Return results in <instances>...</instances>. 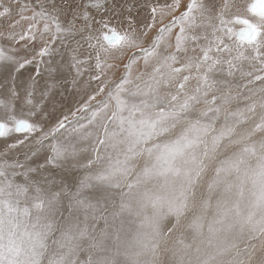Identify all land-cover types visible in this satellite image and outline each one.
<instances>
[{"label":"rangeland","instance_id":"rangeland-1","mask_svg":"<svg viewBox=\"0 0 264 264\" xmlns=\"http://www.w3.org/2000/svg\"><path fill=\"white\" fill-rule=\"evenodd\" d=\"M46 2L45 0H40V3L43 4L42 10H45L43 6L44 4L46 5ZM247 2L248 0L236 7L231 15H227L230 19V24L228 25L230 29L238 28L235 22H231V17L238 14L245 15L249 20L252 19L254 23H258L259 25L264 23V21H259L257 18L258 16L264 19V16L251 11ZM56 3H58V0H56ZM5 4H7V0H5ZM13 9L16 10L15 4L12 5ZM14 18L15 14L13 15ZM4 23L5 20H0V29H2ZM165 27H167L165 28L167 31L165 37L170 42L174 38L173 34H178L175 30L179 29L169 30L168 24ZM207 31L209 32L208 29ZM69 32L73 33V35L69 36H74L73 31ZM0 41L5 43L2 39ZM169 42L167 41V43ZM203 42L204 40H202L201 44ZM238 42L243 43L244 47L247 46L240 39H238ZM261 42L264 44V41ZM117 43L111 45V49L105 52L106 55L103 54V59L105 60L104 71L101 73L102 84L95 87L92 83L96 81H91L92 90H87L86 92L88 99L81 97V91L76 92L77 98L73 100H71V97L68 98L69 106H79L80 110L88 105L87 108L80 113L76 112V115L68 112L65 113L67 109L60 112L62 114L60 120L68 116L69 120L76 119L79 121V124L76 126L77 130L75 132L69 129L51 142L52 144H57L61 149L59 159L52 161V153L48 143L41 145L35 141H30L26 144L20 142V139L27 138H15L16 141L14 139L11 140L5 149L0 150V171L8 173L13 178L15 182L14 186L22 192L20 193L21 199L30 190L33 192L27 194L29 201H41L48 204L46 205L45 203V208H47L40 217L46 241L43 251L33 259L30 256L31 245H24V248H21L19 244L10 240L7 230H5V235L0 237V264H35V260H38V264H251V259H254L253 255L258 259L255 264H264V213L261 211L264 209V180L261 177V175L264 176V154H262L264 152L262 151L264 149V137H262V135L264 136V81H260V77L256 80L258 82V90L241 91L234 89V92L231 87L221 89L220 87L212 86L209 87L210 91L201 90L203 95L200 100H197V96L192 93L191 96L195 97V99L188 98L184 100L186 102L183 101L186 105H189L188 107L196 106L197 104L211 105L214 101H209V97L214 94H216V100H222L220 109H217L215 113L217 120L213 119L216 122L210 127L205 121L203 122L205 115L191 119L189 113L185 112V109L189 108L182 107L178 101L175 102L176 90H152L154 92V99L147 97L146 104L142 103L144 105L141 109L137 110L135 109L136 107L134 108L133 103H128L125 98L131 92L137 94L144 91L131 90L134 80L131 65L133 66L134 58L132 55L129 56V54H131L130 49L138 47L139 44L134 42V47H128L129 49H127L124 48L126 46L125 43H122L119 47L114 46ZM5 49L7 50V47ZM246 49L249 51L251 49L253 53L255 44L254 46L246 47ZM241 51L243 52V57L238 55ZM260 52L264 55V46L259 49ZM139 53L137 52V54ZM142 55L143 52L136 57L137 61L144 59ZM211 55H215V53ZM259 56L261 57V54ZM244 58H248L249 60L251 57L245 56L244 50L238 48L232 60V64L237 66L238 71L241 70L239 66H248L246 63L244 65L241 62ZM250 60L253 62V59ZM262 61L260 60L259 63H264ZM249 65H251L250 62ZM200 66L203 79L199 80L200 83L197 82L202 88L210 86V75H218L221 79L226 77L229 82H232L236 75L232 67L231 75L233 77L227 74L211 72L207 64ZM225 68L227 70L228 66L225 65ZM194 78L195 80L199 78L198 73ZM242 80L243 77L240 76V80H237L236 83H241ZM38 87L40 88L41 85ZM50 90L55 89L52 88ZM110 91L111 95L109 96L108 93ZM199 91L192 90L194 93ZM231 92L232 94H230ZM89 93L91 96H89ZM226 93L228 96H225L227 95ZM15 95L16 93L10 94L12 97ZM99 100H103L102 103L94 112L87 115L86 113L90 111V107L95 106ZM170 102L176 112L169 109L165 111L163 109L166 106L170 108L168 105ZM123 106L129 109L131 114L130 116H125V121H123L121 111ZM145 109H154V112L149 116V112L148 114L144 112ZM162 109L164 111L160 113L159 110ZM100 111H104V119L95 118V115ZM210 111L209 106L208 113ZM158 115L160 116L158 117ZM85 116L84 123L82 117ZM30 117L28 116L26 119L32 122ZM180 117L184 118L182 125L184 124L189 129V131H185L182 134L180 140L173 142L171 139L162 142L156 141V143L153 141L157 138L163 139L174 128V125L168 126L162 133L155 136L153 131H155L154 128L159 122L161 123L164 119H179ZM199 117L203 118L200 119ZM234 117L237 118L234 121L236 126H230L228 121ZM57 122L51 123L54 126L50 130L43 129V134L52 132ZM90 125L91 127L88 128ZM34 126L40 128L38 123H34ZM49 126L51 125L49 124ZM82 130L89 131L90 135L88 138L92 137V139L79 137L78 135L82 134ZM181 131H184V129ZM116 133L124 136L122 142ZM198 136L200 137L198 138ZM255 136H258L259 140ZM230 138L232 139L230 140ZM200 145L202 156L204 157L203 163H208V169L209 163L211 164L212 162H209L205 158L214 157V162L211 165L216 170L213 171L211 176H207L209 170H201L200 164L202 161L194 158L193 150L197 149V146ZM219 146L220 148H218ZM225 146L230 149L228 157L225 156L228 153L224 151ZM107 148H109L110 154L106 153ZM119 150H122L121 157ZM171 154H173L174 159L163 161V165H156L171 156ZM178 156L180 157V161L185 159L188 165L182 168ZM61 158L69 160L78 159L79 166L62 164L60 162ZM176 161H179V163L175 166L174 162ZM104 162H109L106 165L107 168L104 167ZM13 167L19 169V171L12 173L14 171ZM59 167L63 168L62 172H67L68 176L62 173L55 175L56 172L61 171ZM159 167L163 169L158 171ZM224 167L229 168L228 172L230 175L220 177L218 173H224ZM108 168L110 169L108 170ZM88 169L90 171H87ZM34 170L35 172H33ZM203 171H206V176L202 174ZM259 171L263 174H259ZM254 172L257 176L253 175ZM250 173H253L252 176H249L251 175ZM37 174H43L48 183L44 182L42 185L41 183L34 185L31 183V186L24 183L28 181L30 176L33 177ZM84 175L86 176L82 177ZM258 175L262 181L258 180ZM156 177L158 179L167 178L168 182L171 181V189L180 197L179 205H174L173 202H171V205H168L169 203L164 200L161 201L160 197H156L155 199L152 196L151 199H148L147 194L149 193L147 192L155 193L157 189V187L154 188V186H157L156 181L158 179ZM22 179H24V184H22ZM51 180H54V184H50ZM65 180L68 181L66 182ZM202 180H206L210 184L206 186ZM68 185L71 191L68 189ZM173 185L174 187L178 186V190ZM37 186L40 188H37ZM146 186L147 188H145ZM140 187H144V189ZM24 188H26V191ZM66 189L67 191L65 192ZM99 189L100 192L96 191ZM138 191H140V194L137 193ZM260 191L261 194L259 193ZM198 194L199 197L197 196ZM261 196L262 198H260ZM82 199L84 200L82 201ZM240 199L244 201L241 202ZM85 200L92 206L91 211H85ZM61 201L64 202L60 203ZM135 201L148 203L146 207L147 213L143 212V210H139V212L138 210H134L132 203ZM156 202L160 203L157 204ZM162 203H167L163 206L164 208L162 207ZM72 211H75V213L73 214ZM76 211H81L82 213H78L77 215ZM140 211L142 214H140ZM68 212L72 215L67 214ZM133 213L137 215V223L131 222L132 218L130 219L129 215ZM153 213H157V215L155 214L156 217L152 215ZM169 220L170 223H168ZM80 221H83L81 227L78 224ZM177 224L188 225L185 235H183V230H179ZM98 225L101 226L100 229ZM212 228H214V231H212ZM79 229L81 230L78 232ZM130 230H133L131 233L132 237L129 233ZM93 233H96L94 246L90 240V237H93ZM146 235L149 237H146ZM204 240H206V243ZM25 249H28V251H25ZM248 260H250V263H248Z\"/></svg>","mask_w":264,"mask_h":264},{"label":"bare ground","instance_id":"bare-ground-1","mask_svg":"<svg viewBox=\"0 0 264 264\" xmlns=\"http://www.w3.org/2000/svg\"><path fill=\"white\" fill-rule=\"evenodd\" d=\"M45 1H47L46 2V5H49V4L53 3L52 0H45ZM246 1L247 0H230V3L234 4V6L230 9V11L226 15H228V16L231 15L234 12V10H235L236 7L244 4ZM253 1H255V0H252V2L249 4V9L250 10H251V6H252ZM121 2H122V0H121ZM188 2H189V0H180V5H181L180 6V9H179V11L175 12L174 15L179 16L180 13L184 11V5H187ZM206 2H207V0H206ZM215 2L218 5H223L224 2H225V0H215ZM7 3H8V0H7ZM58 4H60L63 8H65V10H68V8H69V5L66 2V0H58ZM41 5H43V4H41ZM114 7H115V11L112 14L117 15L121 11V8L118 7V6H114ZM15 11L16 10L13 9V14H15ZM160 12H161V14L158 15V18H157L154 26L151 28V30H149L147 32L146 35L139 36V37H136V38H133V39H127V40H124V41H121L120 38L117 37V40H118V38H119V40H118V43L116 45H114V46H118L119 47L122 43H125L126 46L124 48L129 49L128 47H131V48L134 47V42H136V43L139 44L138 47L133 48L132 50L130 49L131 54H129L130 52L128 53L129 56L132 55V57L134 59H136V57H137V52H145L146 53V59H144L143 60V63H142L143 66L141 64H135V63H133V66H132V70L131 71H132V74L134 76V80H133V84L131 85V90H139L138 87L136 86V83H135L136 81H138L137 78H136L138 75H144L147 79H149V81L152 80L150 85L149 84H143L141 86V88L144 90L143 92H139L137 94L135 92H131L128 95V97L125 98V99L127 100L128 103H130V104L133 103L134 108L136 107L135 109L138 110V109H141V107L144 105L142 103H145L146 104L147 97L154 99V92L152 90H167V89L176 90L177 91V94H175V97H176V98H174L175 99V102L178 101V103L182 107L189 108V109H185V112H188L189 113V116H190L191 119L198 118V116H200V115H202V116L205 115L204 118L202 117L203 118V122L205 121L207 123V125L210 127L217 120L215 113H216L217 109H220L221 101L222 100L221 99H217L216 100V94H214V95H210V97H209L210 98L209 101L210 100H213L214 101L211 105L210 104L207 105V104L200 103L202 105L197 104L196 106H192V107H188L189 105H186L184 103L186 101H184V100H187L188 98H191V99L194 98L195 99V97L191 96L192 93H193V95L195 94V96H197V100H200V99H202V95H203L201 93V90L202 91H205V90L210 91L209 90L210 89L209 87H212V86L220 87L221 89H223V88L224 89H227V88H230L231 87L233 90L234 89H237V90H241V91L242 90H246L247 88H251L250 90H258V88H257V83L258 82H256V80L260 77V79H261L260 81H264V65H263L264 63H262V64L259 63L260 60H263L264 61V55L260 52V54H261V57H260L259 56L260 54L257 56L256 51H254L252 53L253 48H252V50L250 49V51L246 49V47H249L250 44L252 46H254V43H252V42L255 41L254 38H255V36H256V34L258 32V29L256 28L257 24L256 23H251V21L245 15H243V14L233 15V17H236L235 24L238 25V29L240 28L239 26L245 27V25H246L248 27L251 24L250 27L253 29V32H255L254 38L250 42L247 41V40H244V39H240L241 42H247L246 43L247 46L246 47H243L242 49L244 50L245 56L251 57L250 59H253V62H251L250 59L248 60V58L247 59L244 58L243 60H241V62H243V64L246 63L248 66L247 65H246L247 67L239 66L241 68L240 71H238L236 65L231 64V67L234 69V71L236 73L235 78H234V80H232V82H229L228 81V78L226 79V77L225 78L223 77L221 79L218 75H214L213 74V76L210 75V77H211L210 86H207V88L206 87L202 88L199 85V83H200L199 80L203 79V76L201 74V66L200 65H206L207 64V62L203 59L205 53L202 52L201 49H200V47H197L196 44L191 43V42H183L182 41V35L183 34L180 33L179 26L175 27V28H177L179 30H175V28H171L172 31L175 30L176 33H178V34H173V37L174 38L171 39V41L169 42V40L165 37V34L167 32L166 29H165L167 27H165V26L168 24V26L170 27V23L169 22L171 20V16H168L166 14H163V10H160ZM261 16H264V14L261 15ZM11 19H13V17L10 18L9 20H5V23L6 24L4 23V25H2V29H0V39H2V40L5 41V43L3 41H0V120L26 119V117L31 116L30 119H31V121H32L31 123L33 125H34V123H38L39 124V127L41 129H45L46 128V129L50 130L54 126V124H51V123L52 122L59 121L60 118L62 117V114L60 113V112H62V110L67 109L65 111V113L66 112L70 113L71 110L74 111L73 107L72 106H69L68 98L71 97V100H73L74 98H77L76 92L81 91V97L82 98H85V99H88V97H86L87 90H92V87L93 86L96 87V86L100 85V83L102 82V78H99L98 80H95L96 82L95 83H92V85H93L92 87L90 85L91 84V82H90L89 83V86L87 88H84L82 90L81 85L83 84V81L84 80H87L89 78V74L88 73H85L83 79L81 80V82H79V77L76 75V69H74V62H73L74 59H73V56H74V52L77 51V50H81V52H85V50H87L88 52H90L91 49H89L88 48V45L86 43H84L85 42L84 36L79 35L78 32H74V36H69V35H73V33L72 32H68L67 33L68 35H65V36L60 37V39H58L56 41V43H55L54 46H50L49 54L47 56L43 57V59L41 60L39 58V51H40V49L42 47L41 43L39 41H37V43L34 44V45L30 41L29 42H24V43H18V38L20 37V34L23 31L22 29L25 27V25L24 24L17 23V25L15 27H12L11 26V23H10V20ZM213 23H216V21H213ZM68 28H69V31H71V26H68ZM162 28H163V31H161ZM208 30L210 32V29L209 28H208ZM201 31H204V29H202V28H197L196 29V32L197 33L201 32ZM163 37H165V38H163ZM154 38H156V39L154 40ZM167 41L169 43H167ZM201 42H202V40L199 41V44L200 45H203L205 43V41L203 42V44H201ZM6 47H7V50L5 49ZM70 47H74V51L71 50ZM249 62H250L251 65H249ZM195 65H198V71H197V73H198L199 78L197 80L193 79L194 76L192 74V72L194 71ZM262 66H263V68H262ZM233 69H231V70H233ZM93 74H95V73H93ZM240 76L243 77L242 82L241 83H236L237 80H240ZM204 80H206V79H204ZM39 85H41L40 88L38 87ZM238 85H239V87L237 88ZM52 88H54L55 90H50ZM115 88H114V90H116ZM192 90H194V91L195 90L196 91L197 90H200V91L194 93V92H192ZM234 92H235V90H234ZM11 93H16V95L12 97V96H10ZM230 94H232V92ZM89 96H91V95H89ZM225 96H228V94L225 95ZM102 101L103 100L97 101V104L95 106H91L90 107V111L88 113H86V114L87 115H90V113L94 112V110L102 103ZM199 102H197V103H199ZM191 103H192V100H191ZM208 103H211V102H208ZM238 103H240V102H238ZM168 105H169L170 108H168V106L166 108H163L165 111H167V109L175 111L174 108H173V106L171 105V102ZM209 106H210L211 111H213V112L210 111V113H208ZM194 107H196V108L198 107V108L197 109H190V108H194ZM159 108H155V109L158 110ZM75 109H77V108H75ZM163 109L162 110H159V112L160 113H161V111L163 112L164 111ZM263 109H261V110L263 111ZM121 111H122V115H123V121H125V116L127 117V116H130L131 115L130 114V110L129 109H126L123 106L121 108ZM144 112L147 113V114L149 112L148 115L151 116L152 115V112H154V109H151V110L145 109ZM155 116H157V115H155ZM159 116L160 115H158V117ZM104 117H105L104 111H100L98 114L95 115V118L96 119H101V118L104 119ZM202 118H200V119H202ZM84 119H86V116L85 117H82V120L85 123V120ZM213 119H216V120H213ZM231 119H229L228 123L233 124V126H236V124L234 123V121H236L237 118L234 117V118H231ZM152 120H153V118H152ZM164 120L161 123L159 122V124H157L155 126V128H154L155 131H153V134L155 136H157V134L162 133L163 130L166 127H168V126L174 125V128L163 139L157 138L156 140H153L155 143H156V141L162 142V141H165V140L167 141V140H171V139H172L173 142H176V141H178V140L181 139L182 134L185 131H189V129L184 124L182 125V121L184 120V118H182V117H180L179 119L173 118V119H169V120H165V121ZM186 122H188V121H186ZM199 122H201V121H199ZM49 124L51 126H49ZM90 127H91V125L88 126V128H90ZM182 129H184V131H181ZM89 135H90L89 131L82 130V134H79L78 136L79 137L88 138ZM116 135H117L118 138H120V141L122 142L124 136L122 134L119 135L118 133H116ZM209 135H210V133H209ZM119 136H121V137H119ZM200 136L202 138V135L201 134H200ZM200 136H198V138ZM262 137H264V136L262 135ZM15 138H17V137L13 136L11 138H8V137H6V138H0V150L5 149L6 148V145L11 140H13V139L15 140ZM255 138H257V140H259L258 136H255ZM88 139H92V137L91 138H88ZM231 139L232 138H230V140ZM153 141H152V143H153ZM262 141H263V138H262ZM254 143H256V142H254ZM183 144H185V143H183ZM218 148H220V146ZM232 148H234V147H232ZM221 149H222V147H221ZM149 150H150V148H149ZM229 150L230 149L227 148L226 146L224 147V151L225 152H228L227 154H225L226 157H228L230 155V153H229L230 151ZM217 151H219V150H217ZM262 151H264V149ZM109 152H110V150H109V148H107L106 153L107 154H110ZM181 152H184V151H181ZM119 154H120V157H121L122 150H119ZM193 154L195 155L194 158L195 159L197 158L196 160L202 161V163L200 164L201 170H203V169H205L206 171L209 170L207 176H211L212 173H213V171L216 170L215 167H213L211 165L214 162V157L205 158L206 160L208 159L209 162L210 161L212 162L211 164L209 163V169H208L207 168V164L208 163L207 164H204L203 163L204 162V157L202 156L201 145L200 146H197V149L193 150ZM262 154H264V152ZM133 156H134V154H133ZM37 157H39V156H37ZM178 158H179V161H180V157L179 156H178ZM220 158L221 159H224L223 157H220ZM171 159H174L173 154H171V156H169L168 158H165L164 160H162L161 161L162 163L160 162V163H157L156 165H163V161H165V160L168 161V160H171ZM142 161H144V160H142ZM179 161L174 162L175 166L179 163ZM60 162L62 164H65V165L79 166L78 165V159H76V160H69L67 158H61L60 159ZM16 164H18V163H16ZM107 164H109V162H104V167L105 168H107L106 167ZM138 164H135V165H138ZM180 164H181V167L182 168L185 165H188V163H186V160L185 159H182L180 161ZM15 167H13L14 171L12 173H16V171L17 172L19 171V169L15 168ZM59 168H60L61 171L60 172H56L55 175H59V173H62L64 175L68 176V173L67 172H62V169L63 168H61V167H59ZM257 168H258V166H257ZM109 169L110 168H108V170ZM161 169H163V168L162 167H159L158 168V171L161 170ZM223 170H224V173H220V172L218 173V175L220 177H222V176H229L230 175L229 172H228L229 168H225L224 167ZM87 171H90V169H88ZM188 171H190V170H188ZM206 171L205 172L204 171L202 172V174L204 176H206V174H205ZM260 171L258 173L259 174H263ZM33 172H35V170ZM252 174L249 175V176H252ZM71 175L73 176L74 174H71ZM253 175H256L255 172H254ZM49 176H52V175H49ZM74 176H77V175H74ZM85 176L86 175H84L82 177H85ZM258 177H259V179H258L259 181H262V179L264 180V178H263L264 176L263 175H261L262 179H261V177L259 175H258ZM166 179L159 178L157 181L155 179V181L157 182V186H154V188L157 187V189H156V191L154 189L155 193L147 192V193H149V194H147L148 195V199L149 198L151 199L152 196L155 199H156V197H160L161 201L162 200L167 201L169 203L168 205H171V202H173L174 205H176V204L179 205L180 204V201H179L180 200V197H179V195L177 193L174 192L173 189H171V187H172V184L170 183L171 181L168 182ZM54 180H51L50 181V184L53 183ZM21 181H22V184L26 183L29 186H31L30 185L31 183L33 185L34 184H40V183L42 185V183H44V182L45 183H48V182H46V179L44 178L43 174H41V175L37 174V175H34L33 177L30 176L28 178V181L27 182H24V179H22ZM202 181H204V184L206 186L210 184L206 180H202ZM66 182H63V183H66ZM60 183L62 184V182H60ZM263 184H264V182H263ZM196 185H197V183H196ZM45 186H46V184H45ZM57 186H59V185H57ZM61 186H64V185H61ZM200 186H202V185H200ZM258 186H259V184H258ZM103 187H104V185H103ZM173 187H174V185H173ZM175 187H176V190H178L179 187L178 186H175ZM37 188H40V187L37 186ZM140 188L141 189L142 188L144 189V187H140ZM145 188H147V186ZM24 189L26 191V188H24ZM34 189H36V188H34ZM59 189H60V187H59ZM68 189L71 191L70 186L68 187ZM66 191H67V189L65 190V192ZM96 191L100 192V189L99 190H96ZM234 191H236V190H234ZM261 191L259 192L260 194H261ZM32 192L29 190L28 193L27 192H24V193L30 194ZM37 192H38V189H37ZM45 192H46V189H45ZM139 192L140 191H138L137 193L140 194ZM20 193H22V192H20ZM142 193H144V192H142ZM142 193H141V195H142ZM262 193H263V191H262ZM182 194H181V196H182ZM256 194L258 195V193H256ZM48 195H50V194H48ZM101 195H102V193H101ZM94 196L96 197V195H94ZM197 196L199 197V194ZM258 196H260V195H258ZM258 196H257V198H258ZM263 196H264V194H263ZM58 197H60V196H58ZM62 197H63V195H62ZM71 198H72V195H71ZM260 198H262V196ZM39 199H40V197H39ZM99 199H100V196H99ZM65 200H67V199H65ZM83 200L84 199H82V201ZM97 200H98V198H97ZM197 200H199V199H197ZM45 201H46V199H45ZM243 201L244 200H241V202H243ZM62 202H64V201H61L60 203H62ZM70 202H71V200H70ZM78 202H79V200H78ZM65 203H67V202H65ZM159 203H157V204H159ZM67 204H71V203H67ZM132 204H133V209L134 210H138V212H139V210H143V212L147 213L146 207L148 206V203L146 204L145 202L135 201ZM165 204H167V203H165ZM165 204L162 203V207ZM46 205H48V204L46 203ZM156 208H158V207H156ZM256 210H258V209H256ZM263 210H261V211L264 213ZM81 211H83V210H81ZM81 211L80 212H77L76 211V214L78 215V213H82ZM66 212H67V210H66ZM72 212H73V214L75 213V211H72ZM180 212H182V211H180ZM88 213H90V212H88ZM127 213H129V212H127ZM157 213H155V214L157 215ZM67 214H71V213L68 212ZM140 214H142L141 211H140ZM155 214L153 213L152 215L156 217ZM67 216H69V215H67ZM129 216H130V219L132 218L131 219V222L132 223H137L138 218H137L136 213H133L132 215H129ZM261 218H262V216H261ZM263 219H264V217H263ZM156 221H157V219H156ZM82 222L83 221L78 222V224H79L80 227H81ZM168 223H170V220H169ZM177 226L179 227V230H183L184 231V234L183 235H185L186 230L188 228V225H185L184 226V225H181V224H177ZM71 228H70V230H71ZM151 228H152V226H151ZM212 229L211 230L214 231V228H212ZM80 230L81 229H79L78 232ZM132 231L133 230H130L129 231L130 235H131ZM134 231H136V230H134ZM70 234H71V232H70ZM131 237H132V235H131ZM146 237H149V236L146 235ZM154 237H155V235H154ZM181 237H182V235H181ZM152 238H153V236H152ZM185 239H187V238H185ZM259 239H262V238H259ZM179 240L181 241L182 239H179ZM129 241H132V240H129ZM200 241H202V240H200ZM204 241L206 243V240H204ZM167 243H168V241H167ZM207 244H208V242H207ZM209 244H210V242H209ZM25 245L26 246H29V244H25ZM167 250H168V247H167ZM172 250H173V248H172ZM203 254H204V252H203ZM210 255H211V253H210ZM210 255L208 254V256H210ZM254 256L255 255H253V258L254 259H251V264H255L258 261V259L256 257H254ZM121 259H122V257H121ZM248 263H250V260H248Z\"/></svg>","mask_w":264,"mask_h":264},{"label":"snow or ice","instance_id":"snow-or-ice-1","mask_svg":"<svg viewBox=\"0 0 264 264\" xmlns=\"http://www.w3.org/2000/svg\"><path fill=\"white\" fill-rule=\"evenodd\" d=\"M66 2L69 5L68 10L56 3V0L44 5L45 10H42L40 0H8L7 4L5 0H0V20H9L13 17L12 5L15 4V18L10 20L11 26L15 27L17 23L25 25L18 43L30 41L34 45L39 41L42 45L39 51L41 60L49 54L50 46H54L60 37L69 32V25L71 31L84 36V43L91 51L77 50L73 56L79 82L85 73L89 74V78L81 85L82 90L87 88L91 81L100 78L104 71L103 54L111 49L112 41L117 37L124 41L146 35L161 14L160 10H163V14L171 16L169 30L179 26L180 33L183 34L182 41L196 44L205 53L203 59L211 72L231 75L233 55L238 48L244 47L243 43L238 42L239 29L228 27L230 19L226 14L234 6L230 0H225L223 5H218L215 0L207 2L189 0L179 16L174 13L180 9V0H122V2L66 0ZM114 6L121 8L117 15L112 14L115 11ZM235 20L236 17H231L232 23ZM258 27L264 28V23ZM197 28L204 31L197 33ZM208 28L211 29L210 33L207 31ZM201 40L205 41L203 45L199 44ZM252 43L255 44L254 51L258 56L259 49L264 44L259 39ZM251 46L250 44L249 47ZM212 53L215 55H211ZM238 55L243 57V52H239ZM225 65L228 66L227 70ZM75 111H79V106ZM78 124V120H69V117L65 116L57 122L52 132L43 134V129L34 126L27 119L0 120V138L15 136L27 138L20 139V142L25 144L30 141L41 145L48 143L52 153L51 159L55 161L60 158L61 149L51 142L69 129L75 132ZM14 184L8 173L0 171V237H3L7 230L10 240L19 244L21 248H24L25 244H30V256L35 259L43 251L46 243L40 219L45 211V203L29 201L27 194L21 199L20 190ZM84 204L85 211H91L92 206L87 200ZM98 228L101 226L98 225ZM95 234L90 237L93 246ZM35 264H38V260H35Z\"/></svg>","mask_w":264,"mask_h":264},{"label":"crops","instance_id":"crops-1","mask_svg":"<svg viewBox=\"0 0 264 264\" xmlns=\"http://www.w3.org/2000/svg\"><path fill=\"white\" fill-rule=\"evenodd\" d=\"M252 2V0H248V2H247V5H248V3L250 4ZM254 2V1H253ZM253 4V3H252ZM249 6V5H248ZM257 18L259 19V21H264V19L263 18H261V17H258L257 16ZM246 21V20H245ZM250 21H251V23H254L253 21H252V19H250ZM259 21H257V22H259ZM243 23V22H242ZM257 24V26H256V28L258 29V32H257V34H256V36H255V38H254V36H253V38H254V40L255 41H257V39H259L260 41H264V29L262 28V27H258V23H256ZM242 28H244V27H242ZM241 27L239 28V30L240 29H242ZM247 28V27H246ZM252 38V39H253ZM118 40H119V38H118ZM118 40L116 41V42H113L112 44H115V43H117L118 42ZM70 49L71 50H73L74 51V47H70ZM141 53V52H140ZM139 53V54H140ZM105 54V53H104ZM139 54H137V56L139 55ZM106 55V54H105ZM142 56H144V59H146V53L145 52H143V55ZM110 57V56H109ZM143 59V60H144ZM143 60H141V61H137V59H134L133 60V63H135V64H141L142 66H143ZM73 62H74V60H73ZM193 64V63H192ZM131 68H132V65H131ZM74 69H75V67H74ZM197 71H198V65H195V68H194V71L192 72V74H193V76L195 77V75L197 74ZM132 77H134L133 76V74H132ZM100 78H102V75L100 74ZM137 80L138 81H136L135 83H136V86L138 87V89L139 90H143L142 88H141V86L143 85V84H151V81H149V79H147L144 75H138L137 77ZM193 79H195V78H193ZM102 81H103V79H102ZM100 84H102V82L100 83ZM251 88H247L246 90H250ZM167 90H171V89H167ZM89 95H90V93H89ZM108 95L110 96L111 95V91L108 93ZM75 105V104H74ZM89 105H90V103H89ZM88 106V105H87ZM87 106H85V107H83L82 109H80L79 111H78V113H80V112H82V111H84L86 108H87ZM167 107V106H166ZM165 107V108H166ZM75 108H77V107H74L73 106V109H74V111L73 110H71L70 111V114H72V115H76L75 113L77 112V111H75L76 109ZM230 126L231 125H233V124H229ZM79 127V126H78Z\"/></svg>","mask_w":264,"mask_h":264},{"label":"water","instance_id":"water-1","mask_svg":"<svg viewBox=\"0 0 264 264\" xmlns=\"http://www.w3.org/2000/svg\"><path fill=\"white\" fill-rule=\"evenodd\" d=\"M251 10L259 15L264 14V0H255L252 4ZM238 39H244L247 41H252V37L254 36L253 29L250 27V25L247 28H242L238 31ZM115 40L112 41L115 42Z\"/></svg>","mask_w":264,"mask_h":264},{"label":"flooded vegetation","instance_id":"flooded-vegetation-1","mask_svg":"<svg viewBox=\"0 0 264 264\" xmlns=\"http://www.w3.org/2000/svg\"><path fill=\"white\" fill-rule=\"evenodd\" d=\"M252 7V6H251ZM250 24V23H249ZM251 25V24H250ZM247 26L245 25V27L244 28H246ZM254 34H255V32H254ZM253 38V37H252Z\"/></svg>","mask_w":264,"mask_h":264}]
</instances>
